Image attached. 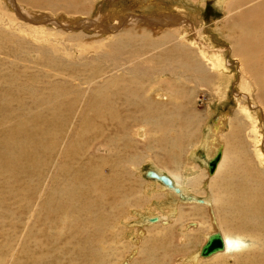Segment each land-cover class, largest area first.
I'll use <instances>...</instances> for the list:
<instances>
[{"label": "rangeland", "instance_id": "rangeland-1", "mask_svg": "<svg viewBox=\"0 0 264 264\" xmlns=\"http://www.w3.org/2000/svg\"><path fill=\"white\" fill-rule=\"evenodd\" d=\"M102 1H104V3ZM141 1L98 0L95 4L93 14L90 13L88 17L90 20H94L98 15H96V13L99 11L100 15L103 16V21L101 19L102 22L100 21V25L106 27L107 30H112V28H108L111 23L110 20L104 16L105 12L106 16L111 15V12L115 14L123 13L117 11L120 8V11L126 10L124 13L138 16L139 18L137 19H142L144 17L152 19L157 17V15H162L164 13L163 11L171 6L170 4L173 6L180 4L179 6L182 8L181 12H179V16H183L186 20L192 21L195 24V28L201 33L200 40L205 44L211 45L214 50L222 51L219 61L224 66L226 65L227 72L222 76L223 78L219 79V81L222 80L221 84H218V86L215 85V87L219 89V92L215 94L213 90L217 88L213 89L207 84L200 87L198 91H194V94L190 98L192 109H188V112L195 117V121L192 123L195 125V137L186 143L184 151L181 154H177L170 163H166L163 154L166 153L169 144L166 141H158V139L163 136L162 132L157 130L149 131L144 120L136 113H133L131 109H116L117 116L122 120V124L125 126L124 128L126 129L128 127L126 129L128 132L123 135L124 140L118 139L120 136L122 138V134L119 137H114L115 146L118 145V148L121 150V155H123L122 159H124L125 164L122 162L121 164L116 163L118 164L115 167L117 171L113 173L117 174L124 170L126 171L123 176L128 178L132 184L133 188L130 191L133 192V197L130 199V202H127L128 205L125 203L123 205H118V207L110 206L98 210L93 209V212L89 210L87 215L83 213L74 215V220L78 221V223H82L79 224V232H81V234L79 235L80 237L78 236L77 241L74 240L73 235L71 236V231H67L63 227L48 229L41 224L39 226L37 225L36 215L41 207V200L46 198V191L41 194L40 198L37 196V186L40 182L35 175L28 176V180H26L24 176L20 180V176V182L18 184L13 182L15 179L11 177L0 176V264H28L33 259V253H28L27 250L35 251L36 246L42 247V249L54 247L51 253L52 255L46 253L39 255L37 253L36 256L39 258L40 264H91L92 261H98V264H191L190 258H192V256L196 258L195 264H206L220 255L217 254L205 260L203 258L204 261L200 256V258L198 257V251H200L202 245L206 241L205 235L209 233L213 234L218 231L221 233L222 230L226 233V230L221 228V225L219 226L220 221H222V212L219 208L220 203L215 198L217 187L214 186L213 182L220 181L219 179L223 178L235 164L236 166L242 167L247 164L255 172L257 171L254 168L259 169L258 173L261 174V179L259 180L264 183V164H260L259 162V159L262 157V163H264V51L261 54L259 51L256 54L248 53L245 55L244 63L245 68L248 70L245 76L247 85L242 84L241 82L243 81L239 73L240 58L231 53L232 48H235V46L233 47L224 36H220L225 31L222 29V26L225 21L226 11L223 5L220 6L218 4V0H173L175 3L178 2L176 4L172 0ZM144 1L145 3H143ZM152 1L153 3H151ZM239 2L240 0H232V7L229 10L230 15H235L239 12L237 8ZM243 3L244 5L241 6V10H249L251 7H256L260 3V6H264V0H243ZM121 4L123 5L121 6ZM138 5L141 7H138ZM113 6L118 8H114ZM112 8L114 9L112 10ZM142 8L145 10H142ZM162 9L163 11H160ZM39 10L40 9H31L25 6V17L23 16L24 18H20L17 16L18 14L14 6L10 4L8 0H0V90L2 91V98L6 99L10 96L7 100L12 102L11 107H9L10 109H6V112H4L8 114H6V116L9 117V120L11 119L10 121L8 120L9 123L6 124L8 127L14 126L16 123H23L24 120H28L36 114H45L44 112L47 110L46 106L40 109L36 108V105H33V98L29 95L28 91L18 90L20 84H24L28 88L33 89L44 87L46 88L45 92L49 93L50 90H52V82L56 81H52L51 75L54 73V67L49 63L54 64L59 60V64L61 62L64 63L63 65H70L77 68V70H82L91 64L100 66L104 61L98 59L96 62L93 61L97 54H95L94 51L89 52V50H91V48L95 50L97 46V48H99L101 43L102 45L108 46L117 39L114 37L116 35H109L110 32H106L105 30L101 31L104 28H100L98 32H94V30H83L75 23L74 20H76V18L68 17L57 10L49 11L50 15L47 14V9ZM107 12H109V15ZM51 14L53 15L51 16ZM39 16L41 17L39 18ZM47 17L53 20L50 21L51 23L56 21L55 27L46 22ZM83 17L87 18L86 16ZM122 18L125 17L123 16ZM34 19L44 20V22L39 21L38 23H34ZM149 28L148 30L150 32H148V37H153L154 39L157 36H153L155 34L151 31L157 30L160 27L156 25L152 27L151 25ZM232 28L233 32H231V34L233 37L237 38L241 34V36H239L240 39V37H243L244 32L249 42H251V46L255 49L259 47L264 48V28L261 26L254 27V29L249 28L242 33L237 23L234 24ZM60 43H62L61 46H68L67 51L59 52L58 49H62ZM241 44L242 43H240L239 46L244 49L246 46ZM40 48L44 49V54L38 52ZM63 48L65 49V47ZM46 49H48L47 52ZM79 50L80 53L85 52L84 56H76L79 55ZM48 51H51V54ZM97 51H99V49H97ZM213 53L215 52H212V54ZM255 68H258V70L256 71ZM110 69L111 68H108L107 70L109 71ZM115 72L116 71H112L108 73L104 79L97 82V86H99L100 83L103 85L105 83L103 81L108 80L106 77L120 73ZM251 74H254V76H251ZM14 89L18 91L17 94L26 102L25 108L21 109L15 105L17 102L15 101L16 93L12 92ZM5 90H7L6 93L8 94L3 92ZM37 91L38 93L44 92V90ZM85 91L79 93L78 96L82 94L80 100L78 96L74 94L76 91L73 94H62V99L67 102H70L74 95L77 96L79 100L77 103V110L79 111H76L75 117H73L71 121L72 124L68 123L66 125V127L68 126L65 131V134L68 135L66 137L79 138L77 135L79 130L78 127L80 126V124L77 123L78 120L82 117L90 118L92 116L90 109L86 110L85 108L83 111V106L88 99L87 96L91 95L93 91L92 93L91 91H87L88 93ZM243 95H246L248 98H244ZM151 96L152 100L155 101H169V98L165 96L163 98L161 94L157 96V93H153ZM256 97L258 100H256ZM59 100L60 99H57V101ZM260 100H262L263 103H259ZM184 102L185 99H183V103ZM253 106L254 108H251ZM241 109H244L245 112H241ZM246 110L249 111L248 113L250 116L247 114ZM2 112L0 115H4ZM156 113L157 112H153V114ZM223 116L226 117V122L228 118L229 122L231 120L233 128L228 125V129L225 127L219 136L214 137L216 138L214 145L219 147L217 150H222L223 160L218 172L212 177H209V157H212L211 155H213V152L206 148V150H204L202 142H204L205 138H211V136L209 137L208 135L207 128L212 127L215 121ZM258 117L259 120H257ZM62 118L68 119L69 122L71 120V117H68L66 112L63 113ZM104 119L108 122L109 126H105L99 121L97 125L98 129L95 130V134H97V131L102 132L101 135L107 139L110 137V134H116L119 129H117L118 123L116 120L109 117H105ZM151 122L156 123L155 120H151ZM24 123H26V121H24ZM238 124H241L243 127L241 139L238 141H236V139L231 141L225 140L224 135L233 131L234 128L236 129ZM199 127H201L200 130H198ZM256 127L257 129H255ZM23 129L27 131V128ZM133 130L136 131V133ZM42 132L41 130V134ZM43 137V143L45 145H50L52 148H60H57L56 154H59L61 149L65 150L69 146V141L66 137L61 141L55 138V134H49ZM166 137V134H164L163 138L165 140ZM103 139L99 142L100 145L104 141ZM37 141L38 139L35 137V134H31L27 140H24L23 148L26 152L33 151ZM106 148L108 150L109 146ZM220 151H217V156ZM208 153L209 156H205V154L208 155ZM103 154L104 156H108L111 152L109 150H102L101 152L95 151V154L87 153L83 162L89 163L97 159L102 160L103 156L101 155ZM59 159V155H55L53 159H48L47 161L50 165L46 166L47 173L45 172L43 175V182L47 184V187L50 185V178L52 175L58 172L56 169L57 166L60 169L64 166V163H58ZM28 162L30 163L27 164ZM36 163L37 159H31L27 161L25 165L27 164L26 167L30 168L32 166L34 167ZM55 165L56 167H54ZM188 170H191L190 178L186 177L185 174ZM150 171L162 173L166 177L171 176V174L177 175L181 178V183H183L184 186L191 187L193 191L187 194L180 192L179 200L177 201L173 195H166L161 189L158 190L159 187H157V183L159 182L146 177V173ZM135 191H137L136 194ZM189 198H191V200H189ZM194 198L195 200L201 201L208 199L209 205H200ZM125 205L128 207L124 208L120 216L115 219L113 217L114 212L117 214L119 208ZM167 207L174 209V219L165 225H161L160 223H149L151 217L163 215L166 218L164 212ZM148 210H150V213ZM86 218L92 219V222L86 224ZM63 219L64 218H61L60 220L62 221ZM191 223L198 229L186 230V227ZM173 225L176 226L174 227ZM215 226H217L218 229ZM165 229L167 230L165 231ZM95 230V234H97L96 238L101 242L100 244L91 243V245L93 244V255L91 257L92 259H88L85 256L87 254V247L90 248L87 238L91 236ZM131 232L136 233V236L139 237L135 242L129 239V237H131ZM166 232L169 240L165 238ZM55 234L60 237V242H58V244L55 240H52ZM228 235L232 237L241 235L247 237H242L244 250L246 251H243L246 256H244V260H247V258L251 259V257H255L256 254L258 255L262 251L261 240L259 241L260 237L256 235L254 237L249 236V238L248 235L242 233H238L237 235V233L231 232ZM257 237L258 239H256ZM171 240H173L174 243ZM168 247L170 250L167 249ZM171 250L177 253L175 252L174 258L172 257L170 259L168 254L172 252ZM233 260L232 258H228L216 264H235L237 260ZM109 261L111 262L109 263Z\"/></svg>", "mask_w": 264, "mask_h": 264}, {"label": "bare ground", "instance_id": "bare-ground-1", "mask_svg": "<svg viewBox=\"0 0 264 264\" xmlns=\"http://www.w3.org/2000/svg\"><path fill=\"white\" fill-rule=\"evenodd\" d=\"M8 1L14 6L15 11L18 14L17 16L20 18L23 16L25 17V6L31 9H47L46 11L48 13H46L49 15V11L57 10L64 13L68 17L76 18V20H74L75 23H77V26L83 30H94V32H98L100 28H104L101 31L105 30L106 32H110L109 35L114 34L116 35L114 37L117 38H114L115 40L108 46L102 45L101 43L99 48H97V46L95 50L93 48L89 50V52L94 51L95 54H97L93 61L96 62L97 59L104 61L100 66H94L91 64L82 70H77V68L70 65H63L64 63L61 62L59 64V60L54 64L49 63L54 67V73L52 71L53 74L51 75L52 81L56 80L55 82H52V90H50L49 93L45 92L46 88L44 87L33 89L28 88L24 84H20L18 90H27L29 95L33 98V105H36V108L40 109L44 106L47 107L46 112H44L45 114H36L30 119L24 120L26 123L23 121V123H16L11 127L6 125L9 123V117L6 116L7 113L5 114L4 112H6V109H10L9 107H11L12 102L7 100V98L10 96L6 99H3L2 91L0 90V114L4 110L2 112L4 115H0V176L11 177L15 179L13 182L18 184L23 176L26 180H28V176L35 175V177H37L40 182L37 186V196L40 198L41 194L46 191V198L41 200V207L38 214L36 215L37 225L39 226L41 224L43 227L48 229L63 227L65 230L71 231V236L73 235L74 240L77 241L78 236L81 234V232H79V224L82 223L75 221L73 218L74 215L80 213L87 215L89 210L92 211L93 209L98 210L110 206L118 207V205H123L125 203L127 204V202H130V199L133 197V192L130 191L133 188L132 184L128 178L123 176L126 171L124 170L123 172L117 174L113 173L114 171H117L115 167L118 164L116 163L121 164L122 162L125 164L124 159H122L123 155H121V150L118 148V145L115 146L114 137H119L122 134V138L120 136L118 139L124 140L123 135L128 132L126 131L128 127L125 129V126L122 124V120L117 116L116 109H131L133 113H136L144 120V123L148 126L149 131L157 130L162 132L163 136H161L158 141H166L169 144L166 149V153L163 155L165 156L164 160L166 163H170L174 159V156L176 157L177 154L179 155L184 151L186 143L195 137V125L192 124L195 121V117L193 114L188 112V109H192V102L190 101V98L194 94V91H198L200 87H203L207 84L213 89L217 88L215 85L218 86V84H221L222 80L219 81V79L223 78L222 76H224L227 72L226 65L224 66L219 61L222 51L214 50L211 45L205 44L202 40H200V31H197L195 24L192 21H188L183 16H179V12H181L182 7L179 6L180 4H176L178 2L175 3L173 0L172 1L176 5L173 6L170 4L171 6H169L168 9L164 11L163 9L160 10L164 12L162 15H157V17L152 19H148V17L137 19L139 18L138 16L124 13L126 10L120 11V8L117 11L123 13L115 14L113 12V14L111 12V15H109V12H107L109 16H106L105 12L104 16L107 17L111 23L108 28H112V30H107L106 27L100 25V23L103 21V16L100 15L99 11L96 13V15H98L94 20H90L88 17L90 13L93 14L95 4L98 2V0ZM102 2L104 3V1ZM143 3H145V1ZM151 3H153V1ZM218 4L220 6L223 5L225 8L223 9L226 11L225 21L222 26V29L225 31L220 36H224L233 47L235 46V48H232V52H230L233 53L234 56L240 58L239 73L241 75V80L243 81L241 83L247 85L245 76L248 73V70L245 68V55L248 53L256 54L259 51L261 54L264 51V48L259 47L255 49L253 46H251V42H249L243 31L249 28L254 29V27L257 26L264 28V6H260V3L256 7H251L249 10H241V6H243L244 3L243 0H240L239 4H237L239 12L235 15H230L229 10L232 7V0H218ZM122 5L123 4H121V6ZM138 7L141 6L138 5ZM114 8H112V10ZM143 9L144 8H142V10ZM52 15L53 14H51V16ZM83 16H86L87 18H84ZM123 16L125 18H122ZM40 17L41 16H39V18ZM37 20L38 19H34V23H38L39 21L44 22V20ZM50 21L53 20H50V18L47 17L46 22L52 24V26L55 27L56 21L54 20L55 22L53 23ZM236 23L239 25L240 32H243V37H240V39L239 36H241V34L237 38L233 37L231 34V32H233L232 26H234ZM148 25L149 27L151 25L152 27H155V25L160 27L157 30L153 28L155 30L151 31L153 34H155H152L153 36H157L154 39L153 37H148V32H150L148 30ZM240 43H242L241 45L246 46L244 47L245 50L243 47L239 46ZM61 45L62 43H60V46ZM63 47H65V49ZM61 48L62 49L57 48L59 52H65L67 51L68 46H61ZM97 49H99V51H97ZM47 50L48 49H46V52ZM38 52L40 54H44V49L40 48V50L38 49ZM48 52L51 54V51ZM212 52L215 53L212 54ZM84 53L85 52L80 53L79 50V55L76 56H84ZM108 68L111 69L108 71ZM255 70L257 71L258 68H255ZM112 71L120 72L121 74H117L115 72V75L106 77L108 80L103 81L105 82L103 85L100 83L99 86H97V82L104 79L105 76H107V74ZM251 76H254V74H251ZM37 90H44V92L38 93ZM216 90H213L215 94L219 92L218 88ZM83 91H91V93L93 91L91 95L87 96L88 99L86 102L84 101L85 104L81 102L84 104L83 111L85 108L86 110L90 109L92 116L90 118L82 117L80 120H78L77 123L80 124V126L78 127L79 130L77 135L79 138L66 137L68 136L65 134L66 128L68 127H66V125L71 123L73 117H75L74 115L76 114V111H79L77 110V103L80 100L82 94L80 96L78 95L79 93H83ZM3 92L6 93L7 90ZM12 92L16 93L15 101L17 104L15 105L21 109L25 108L26 102L17 94L18 91L14 89ZM69 93L76 94L79 100L75 95L72 96V100L70 102L63 100L62 94ZM153 93H157V96H160L161 94L163 98L164 96L169 98V101L166 100V102H160L152 100L151 95H153ZM243 97L248 98L246 95H243ZM57 99H60L61 101H57ZM183 99H185L184 103ZM256 100H258L257 97ZM260 102L263 103L262 100H260L259 103ZM251 108H254V106ZM64 112L67 113L68 117H71L70 122L68 119L62 118ZM153 112L157 113L153 114ZM241 112H245V110L241 109ZM248 112L249 111H247V114L249 115ZM105 117L116 120L118 123L117 129H119L116 134H110V137L107 139L101 135L102 132L97 131V134H95V130L98 129L97 125L99 121L101 124L109 126L108 122L104 119ZM151 120H155L156 123L151 122ZM225 120L226 117L223 116L222 118L217 119L212 127H208V135L209 137L211 136V138H205L206 141L204 140V142H202L204 150L207 149L213 152V155H211L212 157H209V163L214 162L215 167L212 171V174L208 175L209 177H212L218 172L223 160V152L222 150H217L219 147L214 145L216 139L214 137L219 136L225 127L228 129V125L233 128V123L231 120L230 122L229 118L227 122ZM257 120H259V117ZM23 128H27V131H24ZM200 129L201 127L198 128V130ZM255 129H257V127ZM41 130L43 131L42 134ZM134 132L136 133V131ZM242 132L243 127L241 124H238L236 129L234 128L230 133H226L224 138L225 140L227 139L229 141L233 139L238 141L241 139ZM31 134H35V137L38 139V141L34 146L33 151L26 152L23 148V143L24 140H27ZM49 134H55V138L58 141H61L64 137H66L69 141V146L65 150L61 149L59 154L57 153L60 157L58 163H64V166H62L61 169L57 166L56 169L58 172L52 175L50 178V185L47 187V184L43 182V175L45 172L47 173L46 166L50 165V163L48 164L47 161L48 159H53L55 155L58 156L56 154L58 147L52 148V146H48L43 143V136H47ZM164 134L167 136L166 140L163 138ZM102 139L104 141L100 145L99 142ZM108 146V150L111 152L110 155H101L103 156V159H97L100 161H90L89 163L83 162L87 153L95 154V151H108L106 148ZM217 151H220L218 154L220 156L216 155ZM205 156H209V153L208 155L205 154ZM31 159H37V163L34 167L32 166L27 168L26 165L31 161L26 165L25 163ZM259 162L260 164H264L262 163V157L259 159ZM54 167H56V165ZM254 169L257 172L253 171L252 168L247 164L244 167L236 166L235 164L233 168L223 176V178L219 179L220 181H216L215 183L213 182L214 186L217 187L215 198L219 201V208L222 212V221H220V224L218 222L217 223L219 226L221 225V228L226 230V233H224V230H222L221 233L218 231V233H220L222 236L225 248L223 252L218 253L220 256L214 258L206 264H216L219 261L221 262L228 258L234 259L233 261L237 260L235 264H264V183L259 180L261 179V174L258 173L259 169ZM156 174L159 176L163 175L162 173L158 172ZM185 174L186 177L190 178L191 170H188ZM167 177L171 182V187H168L157 179L152 180L159 182L157 183V187H159L158 190L161 189V191L165 192L166 195H173L177 201L179 200L180 192L187 194L188 192L193 191L191 187L184 186L183 183H181V178L177 175L171 174V176ZM148 179L150 178L148 177ZM136 192L137 191H135V194ZM189 200H191V198H189ZM200 202V205H209L208 199H204V201ZM127 205L121 206L117 214L114 212L113 217L115 219L118 218L122 211H124V208L128 207ZM148 212L150 213V210H148ZM164 214L166 218L163 215L160 216L158 214L159 217H151L149 219V223H160L161 225L168 224L172 219H174L175 211L173 208L167 207ZM61 218L64 219L61 221ZM91 222L92 219H85L86 224ZM215 227L218 229L217 226ZM194 228L198 229L191 223L186 227V230H194ZM166 230L167 229H165V231ZM231 232L237 233V235L238 233H242L244 235L246 234L248 235V238L249 236L254 237L255 235L260 237L259 241L261 240L260 243L262 246V251L258 255L254 254L255 257L250 256L251 259L247 258V260H244V253L246 251L244 250V243L242 242L243 236L241 235L232 237L231 235H228ZM95 233L96 230L91 234V236L87 238L90 248L86 246L87 254L85 256L88 259H92L91 257L93 255V244L91 245V243L100 244L101 242L98 238H96L97 234ZM210 235L212 234L209 233L208 235H205L206 239ZM130 236L131 237H129V239H132L133 242L139 238L136 236V233L133 232H131ZM258 237L256 239H258ZM165 238L168 239L167 232L165 234ZM52 240H55L58 244V242H60L59 235L55 234ZM35 249V251L27 250L28 253H33V259L28 264H40L39 258L36 256L37 253L39 255H42L43 253L51 254L54 247L42 249V247L36 246ZM167 249L170 250L169 247ZM171 251L172 252L168 254L170 259L176 252L173 250ZM243 251L245 252L243 253ZM195 259L196 258L193 256L190 258L191 264H195ZM97 262L92 261L91 264H98ZM110 262L111 261H109V263Z\"/></svg>", "mask_w": 264, "mask_h": 264}, {"label": "water", "instance_id": "water-1", "mask_svg": "<svg viewBox=\"0 0 264 264\" xmlns=\"http://www.w3.org/2000/svg\"><path fill=\"white\" fill-rule=\"evenodd\" d=\"M220 156V155H218ZM215 167V163L211 162L209 163V174H212V171ZM146 177H149L150 179H157L159 181H161L163 184L167 185L168 187H171V182L168 179V177L164 176V175H157L156 173L150 171L146 173ZM197 203L201 204V200H195ZM225 248L222 236L220 233L216 232L213 233L212 235H210L207 239L206 242L202 245L200 251H199V256L201 258H209L213 255H216L220 252H223Z\"/></svg>", "mask_w": 264, "mask_h": 264}]
</instances>
